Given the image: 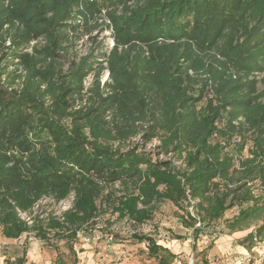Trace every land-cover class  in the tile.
Wrapping results in <instances>:
<instances>
[{
    "label": "trees",
    "instance_id": "trees-1",
    "mask_svg": "<svg viewBox=\"0 0 264 264\" xmlns=\"http://www.w3.org/2000/svg\"><path fill=\"white\" fill-rule=\"evenodd\" d=\"M95 31L109 43L69 58ZM70 195L61 219L32 215ZM166 201L194 238L225 221L264 252V0H0L1 235L72 241L98 202L141 228Z\"/></svg>",
    "mask_w": 264,
    "mask_h": 264
},
{
    "label": "rangeland",
    "instance_id": "rangeland-1",
    "mask_svg": "<svg viewBox=\"0 0 264 264\" xmlns=\"http://www.w3.org/2000/svg\"><path fill=\"white\" fill-rule=\"evenodd\" d=\"M108 32L95 31L86 38L69 49V58L73 56L75 60L87 55L98 43H109ZM68 63L65 64V68ZM106 79V74L102 77V82ZM91 77H87L84 85L88 86ZM109 119L110 117H106ZM87 133L88 130L86 129ZM139 136L129 138L124 144L143 143ZM157 140L146 144L147 150L156 152ZM161 159L171 158L180 165L181 160L176 154L160 155ZM116 194L122 193L120 190ZM73 196L70 195L66 199L55 202L53 199H42L33 208L32 215L39 216L41 219L48 217L60 218L62 214L71 207ZM99 210L104 211L102 216L96 218L95 223H91L83 228V231L77 233L75 239L68 241L60 239L50 233L45 239H40L34 232L29 235H22L15 240H8L0 233V264H14L25 259L23 264H158V259L149 257L146 242L139 243L131 238L132 232L136 234H147L152 236L159 245L169 249L170 253H163V257L168 264H212V231L206 229L203 235L200 234L194 238L192 230L188 231L183 228L177 219L178 214H183L169 202L159 205L154 212V217L145 226L141 228H132L126 221H117L115 216H111L106 212V207L98 202ZM238 208L234 207L226 212L227 219L233 215H237ZM24 218L26 215L22 214ZM225 221L219 224V231L215 233H223L225 229ZM252 230V236L255 240L247 239L249 246H258L262 235L256 228H248ZM212 230V229H210ZM256 234V235H255ZM113 236L110 240L109 236ZM177 236L182 237L176 239ZM253 238V237H252ZM251 258H240V253H234L232 261L226 264H258L264 261V255L255 256L256 250L252 247L248 248ZM261 254V253H260ZM229 256V255H228ZM262 262V261H261ZM216 263L217 262H213Z\"/></svg>",
    "mask_w": 264,
    "mask_h": 264
},
{
    "label": "crops",
    "instance_id": "crops-1",
    "mask_svg": "<svg viewBox=\"0 0 264 264\" xmlns=\"http://www.w3.org/2000/svg\"><path fill=\"white\" fill-rule=\"evenodd\" d=\"M251 232V229L226 233H215L212 231V264H216L213 262H217V264L230 263L234 253H240V258H251L252 253L248 249L250 247L256 250L255 256L264 255L260 244L258 246H249L250 242L246 237Z\"/></svg>",
    "mask_w": 264,
    "mask_h": 264
},
{
    "label": "built area",
    "instance_id": "built-area-1",
    "mask_svg": "<svg viewBox=\"0 0 264 264\" xmlns=\"http://www.w3.org/2000/svg\"><path fill=\"white\" fill-rule=\"evenodd\" d=\"M198 226V225H197ZM258 264H263L261 261Z\"/></svg>",
    "mask_w": 264,
    "mask_h": 264
}]
</instances>
